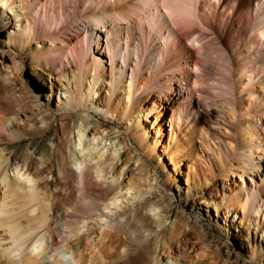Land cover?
I'll return each mask as SVG.
<instances>
[{
  "label": "bare ground",
  "instance_id": "1",
  "mask_svg": "<svg viewBox=\"0 0 264 264\" xmlns=\"http://www.w3.org/2000/svg\"><path fill=\"white\" fill-rule=\"evenodd\" d=\"M214 2L203 4L210 11L203 17L201 0H0V64L24 93L17 95L20 111H0V145L3 136H23L24 120L31 129L42 123L45 131L52 118H60L57 113L62 120L59 133L50 139V153L35 148L38 157L22 162L12 157L10 147H0V264H110V259H128L136 248L145 264L232 263L228 252L224 257L217 246L195 237L200 228L196 221L179 216L166 223L168 202L152 198L162 193L160 170L148 172V190L138 192L139 202L129 213L118 211L120 197L140 185L133 178L117 185L118 173L110 177L116 162L125 168L143 160L136 159L126 138L119 136L114 145L102 136L101 148L84 156L79 172L69 171L68 159L73 162L77 151L90 152L84 125L72 155L67 152L69 119L93 110L129 124L127 134L138 148L144 144L148 155L162 148L157 160L166 170L167 159L173 170L166 183L177 184L182 177L186 197L213 208L217 227L238 229V218L249 235L264 233V77H253L241 60L251 46L259 50L255 64L264 58V2ZM220 7L230 10L221 27L211 21L217 13L225 17ZM237 19L242 24L234 32ZM86 20L88 31L80 28ZM205 31L234 52L237 79L231 88L225 74L209 79L203 56H214L211 61L221 64V72L226 68ZM28 73L37 79L36 91L49 101L31 117L25 110L30 107ZM56 91L54 108L50 101ZM142 118L155 130L152 142ZM91 134L97 139L95 127ZM53 187L65 194L52 192ZM94 193L104 196V209ZM62 209L71 214H61ZM140 209L147 216L153 213L149 217L157 219L159 228H137L122 237L120 232ZM59 217L62 226L55 223ZM102 241L113 246L108 255L98 248ZM248 244L252 259L264 264V245Z\"/></svg>",
  "mask_w": 264,
  "mask_h": 264
},
{
  "label": "rangeland",
  "instance_id": "2",
  "mask_svg": "<svg viewBox=\"0 0 264 264\" xmlns=\"http://www.w3.org/2000/svg\"><path fill=\"white\" fill-rule=\"evenodd\" d=\"M208 0H201L202 2V12L201 15L205 17L207 14L210 15V11H208L207 7H204L203 4L207 2ZM215 0H212L214 2ZM264 2V0H260ZM216 3V2H214ZM231 8V6H230ZM225 7H220L219 11L225 14L224 18H220V15L215 14V19L212 16L211 21L216 24H218L220 27L223 26L227 22V16L230 13V10ZM240 15H243L240 14ZM245 16V15H244ZM243 16V17H244ZM242 24V20L237 19L235 21L234 26V32L236 31L237 27ZM89 22L86 20L85 23H81L80 28L88 31ZM204 28H209L208 26L202 25ZM233 32V33H234ZM204 33V34H203ZM202 34L204 37L208 36V39L214 38V43L217 49L216 53L220 56L223 55L225 60L224 63H222V66L226 68V70H223L222 72L219 69V66L221 64H218L217 62L211 61L214 58V56L206 57L203 56V61L207 67V71L209 73V79L219 80L223 79V74L226 75V81L231 86H233V83L235 81L234 75H233V57L234 52L232 48H228L227 42H222L220 38L216 37L211 33L203 32ZM233 35V34H232ZM104 38L105 35H104ZM250 40V37H248ZM232 37H230V40ZM3 40V37H0V41ZM135 42H138L137 40ZM231 42V41H230ZM190 46H193L190 43ZM198 48V46H195ZM136 49V48H133ZM259 57V50L257 48H254L253 46L248 48V52L243 56L241 59L242 61L248 63L250 73H253L254 76L259 75V77H264V58L261 59L259 64H255L256 60ZM159 60V56H158ZM7 69L3 68L0 64V111H20V108L18 106L17 102V95L18 94H24L22 90H19V81L12 79L7 74ZM29 72V71H28ZM27 81H28V89L30 91V94L28 96V105L30 107L26 108V114L31 117L32 112H39L40 106H45L47 102V96L45 93H40L39 91H36L37 86L39 85L36 78L31 77V75L27 74ZM22 92V93H21ZM36 92V93H35ZM60 94V92H59ZM64 95V93H62ZM57 96L58 91L55 92L54 97H52L50 104L52 107L55 108V105L57 104ZM220 100V98L218 99ZM196 104L194 103V106ZM47 108V107H46ZM11 109V110H10ZM57 115L60 117L57 121H55L53 118L51 119V127L49 130L45 131L42 127V123L39 124L38 127L35 129H31L28 124H31L26 122L25 128L21 129V133L23 136L20 139L17 140H9L6 136H3L5 139V142L0 145V147H10V150L12 151V157L18 158L22 162L29 159V156L34 155L36 156L37 153L34 152L35 148H39L41 152L47 151L48 153L51 152L50 148L52 147L51 137L57 136L59 133V130L61 129V114L57 113ZM50 117V114L49 116ZM82 117L87 118L86 123L82 122ZM25 119V117H23ZM142 123L144 126H148V129H150V136L149 141L152 142L153 139L156 137L155 130H152V125L150 122H145L144 118H142ZM86 124V126H85ZM69 136L68 141L66 144V150L69 154L72 155L71 147H73L76 135L79 132L80 126L84 125V127L81 128L82 133L85 134V146L89 147L90 152H79L77 151L75 155L72 156L73 162H70V159H68L67 166L69 171L73 170L75 172H79V162L82 161L84 156L86 154H91L94 151H97L101 146L99 145V142L104 136L107 139V143L110 144L111 142L116 145L120 137L126 138L129 148L133 151L134 155H136V159H138L140 156L143 157V160H140L139 162H132L129 166L122 168V161L119 163L116 162L117 167L116 170L112 172L111 178H114V172L116 174L118 173V176L116 177V184L125 186L127 183H129L130 179L135 180V185H140L139 189H133L130 191V193H127L126 198L120 197L118 211L122 214L129 213V211L133 208L134 204L136 202H139V198H137L138 192L140 190L147 191L149 182H148V172L151 171H157L160 170L158 177L160 178V188L162 190V193L160 195H153L152 198L154 201H159L161 199H166L170 206V212L166 214V223L169 224L173 219L176 217L179 218V216L188 217L191 219V221H196L198 223V226L200 228L195 230V237L197 238H203L212 243L213 245L218 247V250L222 252L223 256L225 257L226 253L228 252L231 255V264H258L256 260L252 259V248H249L248 242L251 241L252 245L251 247H254L257 243H261L264 245V233L258 232V234H255V231H253L250 235L248 234V231L246 227L239 223L238 218H236V223L239 224L238 229H232L230 231H225L223 228H220L216 226V212L213 210V208H205L203 204H198L199 200L195 197H186V191H185V185L184 180L182 177H178L177 184L175 183H166V178L170 172H173L172 166L170 165L169 161L164 158V164L166 162L167 168L166 170H162L163 164L159 163V160H157L158 155L162 154L163 149L158 148L155 155L150 156L145 151H143L142 148H145L144 144L142 148H138L137 142L131 137V135L127 134V126L129 124L123 125L119 123L116 119L113 117H106L100 110H93L92 114L89 115L88 113H82L79 114L75 118L69 119ZM96 128L97 131V139L91 134L92 129ZM120 136V137H119ZM40 152V153H41ZM157 155V156H156ZM139 156V157H138ZM12 163L10 164V170H12ZM146 164L149 165L147 169H141L140 164ZM34 167H37L36 162L33 163ZM55 170H56V176L59 175V165L58 161L55 160ZM96 174V172H94ZM52 178V177H51ZM236 181L239 182V179H236ZM94 183H96V180H94ZM181 190V191H180ZM59 193L61 195H64L65 192L61 190L60 188L53 187L52 192ZM120 192V189L118 190ZM126 190L124 189L123 193H125ZM163 194V195H162ZM95 199L99 202V204H102V199H104V196L99 195L98 193H94ZM102 209H104V206H102ZM61 214H64L66 216H69L71 212L66 211L64 209L61 210ZM224 213H222V216ZM153 217V213H148L145 209H140L137 214V218L134 222L126 225L125 228L122 229L120 232V235L122 237H125L126 231H131L137 228H154L158 229V223L157 219L153 221L151 217ZM76 217V216H75ZM220 220V219H219ZM233 220V219H232ZM238 221V222H237ZM55 223L62 226L63 220L59 217L55 220ZM63 230V228H62ZM238 234V236H235V234ZM55 238L57 242H61V238L57 236V232L55 231ZM244 238V239H243ZM247 238V239H245ZM249 240V241H248ZM87 241H83V247L86 246ZM99 249H101L104 253V255H108L113 246L109 244H106L105 241H102L99 243ZM137 249V248H136ZM135 249V250H136ZM124 250V248L122 249ZM133 251L131 256L128 259L124 260H117L116 258L110 259V264H145L144 258L140 257L139 251ZM264 255V253H263ZM224 264H229L228 262H225Z\"/></svg>",
  "mask_w": 264,
  "mask_h": 264
}]
</instances>
